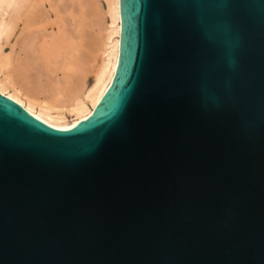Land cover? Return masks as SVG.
<instances>
[{
	"label": "water",
	"instance_id": "obj_1",
	"mask_svg": "<svg viewBox=\"0 0 264 264\" xmlns=\"http://www.w3.org/2000/svg\"><path fill=\"white\" fill-rule=\"evenodd\" d=\"M120 16L84 121L0 93V264H264V0Z\"/></svg>",
	"mask_w": 264,
	"mask_h": 264
},
{
	"label": "bare ground",
	"instance_id": "obj_2",
	"mask_svg": "<svg viewBox=\"0 0 264 264\" xmlns=\"http://www.w3.org/2000/svg\"><path fill=\"white\" fill-rule=\"evenodd\" d=\"M120 36V0H0V93L53 128L72 127L111 85Z\"/></svg>",
	"mask_w": 264,
	"mask_h": 264
},
{
	"label": "rangeland",
	"instance_id": "obj_3",
	"mask_svg": "<svg viewBox=\"0 0 264 264\" xmlns=\"http://www.w3.org/2000/svg\"><path fill=\"white\" fill-rule=\"evenodd\" d=\"M105 7H106V5H105ZM88 80H89V82H88L89 84H92V83H93V78H92V76H90Z\"/></svg>",
	"mask_w": 264,
	"mask_h": 264
}]
</instances>
